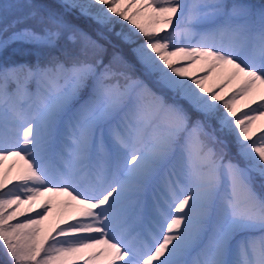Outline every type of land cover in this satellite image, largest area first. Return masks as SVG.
Listing matches in <instances>:
<instances>
[{
  "label": "snow or ice",
  "instance_id": "6c2138e0",
  "mask_svg": "<svg viewBox=\"0 0 264 264\" xmlns=\"http://www.w3.org/2000/svg\"><path fill=\"white\" fill-rule=\"evenodd\" d=\"M0 14V51L39 53L0 63L5 264H264V0H12Z\"/></svg>",
  "mask_w": 264,
  "mask_h": 264
},
{
  "label": "trees",
  "instance_id": "16d2710c",
  "mask_svg": "<svg viewBox=\"0 0 264 264\" xmlns=\"http://www.w3.org/2000/svg\"><path fill=\"white\" fill-rule=\"evenodd\" d=\"M10 2H12V0H0V4L10 3ZM21 2H25V0H21ZM31 2L36 4L51 6L53 8H58L59 5V2L57 0H31ZM67 18L69 19L70 22L78 25L83 30L90 32L92 35H95L94 30L99 27L98 25L95 24V22L91 21L88 18L81 17L75 12L68 14ZM8 19L9 20L11 19L10 15ZM3 23H4L3 16L2 14H0V26H2ZM111 39L113 40V43H116L119 46V48L123 51L126 58L135 66V74L141 76L144 79H147V77H143V74L140 70V66L135 61L134 55L131 52V48L128 45H124L120 43V41L114 36L111 37ZM4 51L12 58L16 57L20 60L29 63H31L39 54L32 46H28V45H13ZM229 148H230V144H229ZM231 152L233 151L230 149V153ZM0 264H5V257L3 256L2 251H0Z\"/></svg>",
  "mask_w": 264,
  "mask_h": 264
},
{
  "label": "rangeland",
  "instance_id": "374dc122",
  "mask_svg": "<svg viewBox=\"0 0 264 264\" xmlns=\"http://www.w3.org/2000/svg\"><path fill=\"white\" fill-rule=\"evenodd\" d=\"M60 1V0H59ZM58 1V2H59ZM252 2L253 3H260V2H255V1H253L252 0ZM86 18V17H85ZM89 19V18H88ZM91 20V19H90ZM92 21V20H91ZM94 22V21H93ZM117 29H119V25H117ZM29 46V45H28ZM132 52V51H131ZM133 54V53H132ZM13 62H26V61H23V60H20V59H18V58H16V57H10L8 54H6L5 53V51L3 50V51H0V63H13ZM200 67H202V65H197V68H200ZM220 79V75H219V73H212V74H210V79L208 80V81H206V86H211L212 84H214V83H216L218 80ZM146 80V82L147 83H149V85L150 86H153L154 87V85H152V82H151V80L150 79H145ZM239 106V105H238ZM262 124H264V118H261L260 120H257L256 122H255V127H260ZM229 139V141L231 142V138L229 137L228 138ZM231 150L235 153L234 154V159H239V157L238 156H236V149H235V146L234 145H232L231 144ZM260 179H259V177H257L256 178V181H255V187H256V190L258 191V192H260L261 194H264V189H262L261 187H260ZM56 202L54 201V204H55ZM57 211H58V209H57V207H53V211H52V214H51V218H50V220H54L55 218H56V216H57ZM50 223V221H46V224H49Z\"/></svg>",
  "mask_w": 264,
  "mask_h": 264
}]
</instances>
